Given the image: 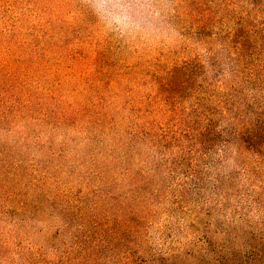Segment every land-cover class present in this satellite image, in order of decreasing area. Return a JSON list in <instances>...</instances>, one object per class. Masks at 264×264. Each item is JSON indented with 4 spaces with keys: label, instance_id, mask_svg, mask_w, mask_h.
I'll list each match as a JSON object with an SVG mask.
<instances>
[{
    "label": "trees",
    "instance_id": "16d2710c",
    "mask_svg": "<svg viewBox=\"0 0 264 264\" xmlns=\"http://www.w3.org/2000/svg\"><path fill=\"white\" fill-rule=\"evenodd\" d=\"M33 3L0 33V264H264V0H169L153 43Z\"/></svg>",
    "mask_w": 264,
    "mask_h": 264
},
{
    "label": "rangeland",
    "instance_id": "374dc122",
    "mask_svg": "<svg viewBox=\"0 0 264 264\" xmlns=\"http://www.w3.org/2000/svg\"><path fill=\"white\" fill-rule=\"evenodd\" d=\"M72 2L66 22L85 20L93 34L120 38L125 41H157L173 38L174 32L161 21L169 0H64ZM33 0H0V33L16 27L30 40L34 26L45 23L49 15L41 16ZM5 33V32H4Z\"/></svg>",
    "mask_w": 264,
    "mask_h": 264
}]
</instances>
